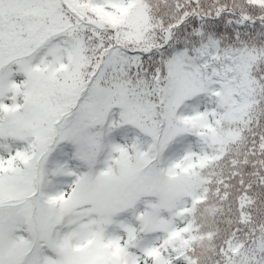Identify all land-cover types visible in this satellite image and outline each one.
<instances>
[{
    "label": "snow or ice",
    "instance_id": "obj_1",
    "mask_svg": "<svg viewBox=\"0 0 264 264\" xmlns=\"http://www.w3.org/2000/svg\"><path fill=\"white\" fill-rule=\"evenodd\" d=\"M0 264H264V0H0Z\"/></svg>",
    "mask_w": 264,
    "mask_h": 264
}]
</instances>
